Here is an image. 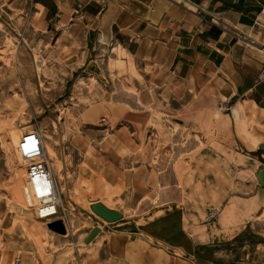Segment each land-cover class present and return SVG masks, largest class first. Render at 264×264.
I'll use <instances>...</instances> for the list:
<instances>
[{
	"label": "crops",
	"instance_id": "0c3cea01",
	"mask_svg": "<svg viewBox=\"0 0 264 264\" xmlns=\"http://www.w3.org/2000/svg\"><path fill=\"white\" fill-rule=\"evenodd\" d=\"M1 1L12 9L28 3ZM32 2L48 21L55 20V29L63 35L81 34L87 49L96 51L97 63H105L103 83L108 90L101 88V98L82 115L84 123L104 131L101 137H109L110 147L112 137H130L134 161L149 157L141 142L166 137L149 135V127L169 125L170 120L179 126L178 133L174 129L170 134L172 142H188L186 164L179 171L172 167L173 182L166 181L162 168L156 167L155 173L148 160L132 165L126 183L132 197L141 196L138 204L153 189L159 193L170 188V194L159 193V201H145L144 212L152 211L147 220L156 222L178 212L180 229L198 253L146 232L100 231L81 249L82 259L61 264H212L200 256L201 250L233 246L264 202V187L257 178L264 168V81L258 79L264 66V0ZM117 93L125 98L118 100ZM106 109L109 118L98 121ZM118 109L130 127L123 136L111 129ZM186 129L189 133L182 135ZM174 150L179 156L180 150ZM245 167L249 177L238 180ZM114 173L109 170L110 180ZM212 211L216 215L207 220ZM129 218L123 214V221ZM263 243L251 244L256 247L252 258L246 255L229 264H256Z\"/></svg>",
	"mask_w": 264,
	"mask_h": 264
},
{
	"label": "rangeland",
	"instance_id": "374dc122",
	"mask_svg": "<svg viewBox=\"0 0 264 264\" xmlns=\"http://www.w3.org/2000/svg\"><path fill=\"white\" fill-rule=\"evenodd\" d=\"M53 23L55 20L48 21L38 12L32 0L22 9H12L0 2V264H15L18 259L22 264L78 262L83 256L81 249L90 244H84L85 235L96 227L114 234L158 232L157 226H152L154 222L147 220L152 211L145 213L143 206L145 201H159L160 192L170 194L171 190L166 188L158 193L153 189L138 204L141 196L132 197L127 188L129 169L149 160L155 173L156 167L162 168L166 181L173 182L172 167L179 171L186 164L188 142H172L170 134L174 129L179 132V126L172 120L164 126L152 123L149 135L158 132L166 137H159V142L155 141L157 137H146L141 146L149 150V157H136L137 162L128 150L130 137H112L110 147L109 137L102 139L104 131L97 124L83 122L84 108L101 98V88L108 90V84L103 83L105 63H97L96 51L87 49L81 34L63 35ZM48 25L52 28H47ZM116 98L124 99L125 95L117 93ZM102 112L104 115L98 121L109 118L107 109ZM117 113V123L114 125L113 121L111 129L114 132L116 128L118 135L123 136L130 127L126 125L124 112L118 109ZM33 129L45 140L62 187L72 225L68 235L51 231L46 220L36 218L34 200L26 184V163L18 153V143L7 146L4 141L6 136L8 141V134L17 132L22 137ZM182 132L187 135L189 130ZM175 147L181 152L179 156ZM243 169L238 180L249 177L247 167ZM109 170L116 171L111 180ZM244 192H248L247 188ZM96 201L130 218L109 224L90 210ZM254 215L255 221L233 246L222 244L201 250L204 261L229 264L246 255L252 258L256 247L251 244L264 242V202ZM154 239L164 242L157 234ZM255 256L256 264L264 263V251Z\"/></svg>",
	"mask_w": 264,
	"mask_h": 264
},
{
	"label": "built area",
	"instance_id": "2783aa9c",
	"mask_svg": "<svg viewBox=\"0 0 264 264\" xmlns=\"http://www.w3.org/2000/svg\"><path fill=\"white\" fill-rule=\"evenodd\" d=\"M258 79L264 81V66L258 72ZM17 150L26 163V183L34 200L36 218L47 222L61 220L68 235L72 232L68 209L63 199L60 181L50 161L51 156L40 132L34 129L25 132ZM215 215L216 211H212L207 220ZM15 264H21L20 260Z\"/></svg>",
	"mask_w": 264,
	"mask_h": 264
},
{
	"label": "water",
	"instance_id": "95a60500",
	"mask_svg": "<svg viewBox=\"0 0 264 264\" xmlns=\"http://www.w3.org/2000/svg\"><path fill=\"white\" fill-rule=\"evenodd\" d=\"M260 148L264 150V143L260 144ZM258 182L261 186L264 187V168L258 171L257 173ZM90 210L92 213H94L98 218L101 220L113 224L117 223L121 220H123V214L121 212H118L116 210H111L107 207H105L102 202L96 201L93 202L90 206ZM48 228L59 234V235H67L66 228L64 226V223L61 220H56L48 223ZM100 233L99 228L92 229L86 238L83 240L84 244H89L92 242V240Z\"/></svg>",
	"mask_w": 264,
	"mask_h": 264
},
{
	"label": "trees",
	"instance_id": "16d2710c",
	"mask_svg": "<svg viewBox=\"0 0 264 264\" xmlns=\"http://www.w3.org/2000/svg\"><path fill=\"white\" fill-rule=\"evenodd\" d=\"M152 226H157L158 232L146 230V233L152 236L157 234V236L161 237L166 243L172 246L183 247L190 254L193 252L198 253L192 248L191 243L180 229L178 212H172L168 216L152 223Z\"/></svg>",
	"mask_w": 264,
	"mask_h": 264
},
{
	"label": "bare ground",
	"instance_id": "6f19581e",
	"mask_svg": "<svg viewBox=\"0 0 264 264\" xmlns=\"http://www.w3.org/2000/svg\"><path fill=\"white\" fill-rule=\"evenodd\" d=\"M7 137V136H6ZM6 137L4 138V141L7 143V146H14L18 143H20V139H21V135L19 133H11V134H8V141H6ZM5 143V144H6ZM61 168V167H60ZM27 184V183H26ZM13 187V186H12ZM106 207V206H105Z\"/></svg>",
	"mask_w": 264,
	"mask_h": 264
}]
</instances>
